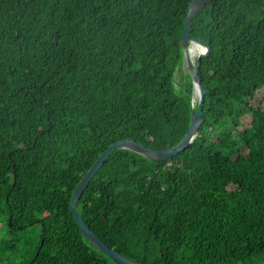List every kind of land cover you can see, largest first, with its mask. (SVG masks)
<instances>
[{"label":"trees","instance_id":"trees-1","mask_svg":"<svg viewBox=\"0 0 264 264\" xmlns=\"http://www.w3.org/2000/svg\"><path fill=\"white\" fill-rule=\"evenodd\" d=\"M192 1L0 0V264H115L72 196L112 145L184 139ZM190 32L212 47L199 135L166 162L115 151L78 211L143 264H264V0H213Z\"/></svg>","mask_w":264,"mask_h":264},{"label":"water","instance_id":"water-1","mask_svg":"<svg viewBox=\"0 0 264 264\" xmlns=\"http://www.w3.org/2000/svg\"><path fill=\"white\" fill-rule=\"evenodd\" d=\"M213 0H193L188 7L187 16L184 19V32L181 37L180 45L184 50V60L189 68L193 84L194 93L198 91V110L197 112H192V120L188 132L186 133L184 139L176 147L167 150H153L149 149L144 145L132 140L120 141L110 148H108L94 163L91 169L85 174L82 180L76 186L72 200H71V210L74 219L80 229L82 235L87 239L89 243L93 245L98 251L109 257L115 264H143L137 260H134L126 255H123L116 251L115 249L107 246L101 238L88 226L83 217L78 211V205L81 198L86 191L87 187L94 179V177L99 173V171L106 164L108 159L112 154L121 149L129 150L134 153L143 155L147 159L160 163L172 160L179 153L185 151L199 135L200 127L203 123L204 116V105L206 90L202 85V79L199 73V68L203 58L209 57L212 51V47L208 42L201 39L195 38L191 35L190 27L194 18L203 10L210 2ZM193 44L203 47L204 51L200 53L194 60L191 53V46Z\"/></svg>","mask_w":264,"mask_h":264},{"label":"rangeland","instance_id":"rangeland-1","mask_svg":"<svg viewBox=\"0 0 264 264\" xmlns=\"http://www.w3.org/2000/svg\"><path fill=\"white\" fill-rule=\"evenodd\" d=\"M197 56H198V55H195V56L193 57V59L195 60V59L197 58ZM188 73H190V71H189V68H188V66H187L186 61H184L182 74L187 75ZM180 78H181V74H178V75H177V81H179ZM198 100H199V95H198V93H196V94H194V104H196V103L198 102Z\"/></svg>","mask_w":264,"mask_h":264},{"label":"bare ground","instance_id":"bare-ground-1","mask_svg":"<svg viewBox=\"0 0 264 264\" xmlns=\"http://www.w3.org/2000/svg\"><path fill=\"white\" fill-rule=\"evenodd\" d=\"M191 53H192V56L194 57L195 55H199L200 53H202L204 51L203 47L199 46V45H196V44H193L191 46ZM196 93H198V91H196ZM195 93V94H196Z\"/></svg>","mask_w":264,"mask_h":264}]
</instances>
